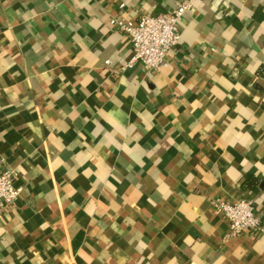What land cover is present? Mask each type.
Segmentation results:
<instances>
[{
    "label": "crops",
    "instance_id": "crops-1",
    "mask_svg": "<svg viewBox=\"0 0 264 264\" xmlns=\"http://www.w3.org/2000/svg\"><path fill=\"white\" fill-rule=\"evenodd\" d=\"M187 2L169 64L112 19ZM122 5V6H121ZM0 264H264V0H0Z\"/></svg>",
    "mask_w": 264,
    "mask_h": 264
},
{
    "label": "built area",
    "instance_id": "built-area-1",
    "mask_svg": "<svg viewBox=\"0 0 264 264\" xmlns=\"http://www.w3.org/2000/svg\"><path fill=\"white\" fill-rule=\"evenodd\" d=\"M189 9L190 4L182 2L167 12H145L138 19H112V23L123 30L131 41L129 65L140 63L145 70H158L169 64V52L180 41L179 21ZM16 177V169L6 167L0 170V212L19 197L21 187L16 185ZM212 204L216 212L229 220V235H237L244 230L264 232V222L253 199L230 201L218 197L212 200Z\"/></svg>",
    "mask_w": 264,
    "mask_h": 264
}]
</instances>
